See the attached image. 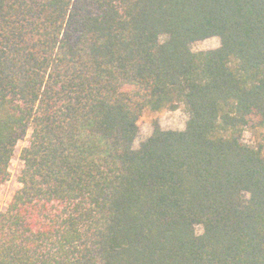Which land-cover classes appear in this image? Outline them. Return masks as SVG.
I'll return each instance as SVG.
<instances>
[{
    "label": "trees",
    "instance_id": "trees-1",
    "mask_svg": "<svg viewBox=\"0 0 264 264\" xmlns=\"http://www.w3.org/2000/svg\"><path fill=\"white\" fill-rule=\"evenodd\" d=\"M25 139L0 264H264V0H0V189Z\"/></svg>",
    "mask_w": 264,
    "mask_h": 264
},
{
    "label": "rangeland",
    "instance_id": "rangeland-1",
    "mask_svg": "<svg viewBox=\"0 0 264 264\" xmlns=\"http://www.w3.org/2000/svg\"><path fill=\"white\" fill-rule=\"evenodd\" d=\"M219 46L218 38H208L203 41L195 42L191 45L193 52L215 49ZM188 117L186 105L180 103L173 110H162L157 113L144 112L139 120V133L134 142V148H137L151 133V124L156 121L164 130H182ZM243 142L248 145L253 144L252 136L248 130L243 133ZM26 144V139L19 142L17 145L16 155L10 163V178L0 189V211L6 206L14 190L20 185L16 182V173L20 168V161L18 160V151Z\"/></svg>",
    "mask_w": 264,
    "mask_h": 264
}]
</instances>
